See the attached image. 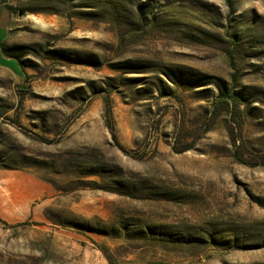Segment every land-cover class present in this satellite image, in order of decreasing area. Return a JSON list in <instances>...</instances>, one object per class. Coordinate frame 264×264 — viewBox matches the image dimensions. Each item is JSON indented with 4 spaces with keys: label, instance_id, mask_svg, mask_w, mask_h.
Here are the masks:
<instances>
[{
    "label": "rangeland",
    "instance_id": "rangeland-1",
    "mask_svg": "<svg viewBox=\"0 0 264 264\" xmlns=\"http://www.w3.org/2000/svg\"><path fill=\"white\" fill-rule=\"evenodd\" d=\"M0 59V264H264V0H0Z\"/></svg>",
    "mask_w": 264,
    "mask_h": 264
},
{
    "label": "trees",
    "instance_id": "trees-1",
    "mask_svg": "<svg viewBox=\"0 0 264 264\" xmlns=\"http://www.w3.org/2000/svg\"><path fill=\"white\" fill-rule=\"evenodd\" d=\"M0 62L7 63V65H9V64L11 65L12 64V63H9V62H5V61H3L1 59H0Z\"/></svg>",
    "mask_w": 264,
    "mask_h": 264
},
{
    "label": "water",
    "instance_id": "water-1",
    "mask_svg": "<svg viewBox=\"0 0 264 264\" xmlns=\"http://www.w3.org/2000/svg\"><path fill=\"white\" fill-rule=\"evenodd\" d=\"M21 16V14H19Z\"/></svg>",
    "mask_w": 264,
    "mask_h": 264
}]
</instances>
